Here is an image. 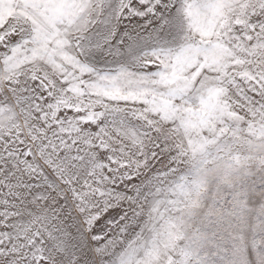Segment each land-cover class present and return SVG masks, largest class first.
Instances as JSON below:
<instances>
[{"label":"snow or ice","instance_id":"obj_1","mask_svg":"<svg viewBox=\"0 0 264 264\" xmlns=\"http://www.w3.org/2000/svg\"><path fill=\"white\" fill-rule=\"evenodd\" d=\"M0 264H264V0H0Z\"/></svg>","mask_w":264,"mask_h":264}]
</instances>
